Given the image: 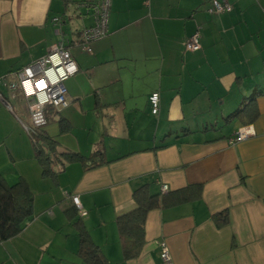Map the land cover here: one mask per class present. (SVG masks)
<instances>
[{"label": "crops", "instance_id": "0c3cea01", "mask_svg": "<svg viewBox=\"0 0 264 264\" xmlns=\"http://www.w3.org/2000/svg\"><path fill=\"white\" fill-rule=\"evenodd\" d=\"M82 1L0 0V78L60 40L78 66L64 81L67 106L47 107L33 137L23 98L0 82V174L33 193L31 218L0 241V264H88L80 231L102 264H168L162 241L172 264H264V0H226L217 14L208 0H110L108 32L90 53L78 43L93 24ZM196 31L200 47L187 50ZM243 126L253 134L230 143ZM141 186L190 196L151 209L139 253L124 258L116 217Z\"/></svg>", "mask_w": 264, "mask_h": 264}, {"label": "built area", "instance_id": "2783aa9c", "mask_svg": "<svg viewBox=\"0 0 264 264\" xmlns=\"http://www.w3.org/2000/svg\"><path fill=\"white\" fill-rule=\"evenodd\" d=\"M78 7H84L86 13L91 14L93 24L81 29L79 37L80 47L90 53L92 51L91 44L96 39L105 36L108 32L107 22L110 8V0H84L77 4ZM230 9V4L226 0H208L206 10L210 13H221ZM67 18V14L57 15L52 18L54 22H60ZM199 32H194L185 42L187 50L199 49ZM58 59L53 60V57ZM78 66L69 51L65 41L60 40L54 43L49 51L36 60L26 64L11 75V79L6 77L0 78V82L5 85L8 90L13 93H19L25 102V106L30 118V126L25 125V129L30 136L37 134V129L46 124L45 110L47 107L61 109L68 104L66 88L64 81L75 74ZM29 71L31 75H29ZM51 73V76L49 75ZM53 78L55 83H53ZM43 80L44 88H38L37 82ZM28 82L31 89L24 87V83ZM43 98V102H42ZM151 112H158V93L152 92L148 97ZM253 134L249 126H243L229 138L230 143L240 141L247 136ZM166 190V186H162ZM72 203L78 208L80 216H84L86 212L81 209L78 197L71 196ZM160 257L168 264H172V257L168 245L160 242Z\"/></svg>", "mask_w": 264, "mask_h": 264}, {"label": "trees", "instance_id": "16d2710c", "mask_svg": "<svg viewBox=\"0 0 264 264\" xmlns=\"http://www.w3.org/2000/svg\"><path fill=\"white\" fill-rule=\"evenodd\" d=\"M242 113H247V109L244 111L239 109L236 114L241 115ZM248 115L255 117L257 111L249 112ZM46 144L37 142L36 146L37 157L44 171H47L48 160L47 155L43 152V146ZM194 187L196 188L194 193L199 194V186ZM186 191V189H180L174 193L159 195L150 193L146 186H141L133 191V207L116 217L117 229L123 242L124 258H132L139 253L145 240L144 223L147 213L151 209L188 199L190 195ZM32 203L33 193L24 179L19 178L16 182L9 184L0 174V241L14 236L22 229L24 223L31 218ZM214 219L218 224L225 223L227 212L214 214ZM78 253L88 264H102L103 260L98 248L92 244L85 231L79 233Z\"/></svg>", "mask_w": 264, "mask_h": 264}, {"label": "clouds", "instance_id": "9594fccd", "mask_svg": "<svg viewBox=\"0 0 264 264\" xmlns=\"http://www.w3.org/2000/svg\"><path fill=\"white\" fill-rule=\"evenodd\" d=\"M53 60H56L57 63L59 62L58 59L55 56L53 57ZM29 75H31L30 71H29ZM49 75L51 76V73H49ZM40 81H41V83L39 84L38 87L42 89V88H44V85L42 83L43 80H40ZM53 83H55V79L54 78H53ZM24 87L28 88L29 90L31 89V85L27 81L24 83ZM42 102H43V98H42Z\"/></svg>", "mask_w": 264, "mask_h": 264}, {"label": "rangeland", "instance_id": "374dc122", "mask_svg": "<svg viewBox=\"0 0 264 264\" xmlns=\"http://www.w3.org/2000/svg\"><path fill=\"white\" fill-rule=\"evenodd\" d=\"M12 106H13V110L18 113L19 112V108H20L19 103L14 100L13 103H12ZM26 123L28 125H30V121L29 120H26ZM36 140L38 141V138H36Z\"/></svg>", "mask_w": 264, "mask_h": 264}, {"label": "snow or ice", "instance_id": "6c2138e0", "mask_svg": "<svg viewBox=\"0 0 264 264\" xmlns=\"http://www.w3.org/2000/svg\"><path fill=\"white\" fill-rule=\"evenodd\" d=\"M40 83H41V81H38V82H37V87L39 86ZM42 83H43V85H44V87H45V82L42 81ZM38 88H39V87H38Z\"/></svg>", "mask_w": 264, "mask_h": 264}]
</instances>
